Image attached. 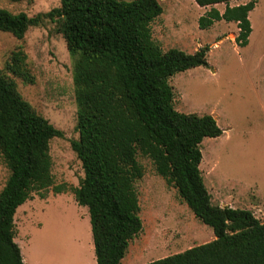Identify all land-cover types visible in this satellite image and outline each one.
I'll list each match as a JSON object with an SVG mask.
<instances>
[{
	"label": "trees",
	"instance_id": "1",
	"mask_svg": "<svg viewBox=\"0 0 264 264\" xmlns=\"http://www.w3.org/2000/svg\"><path fill=\"white\" fill-rule=\"evenodd\" d=\"M200 6L225 3L199 19L206 29L216 21H235L237 42L245 46L253 31L250 12L257 0H195ZM164 12L160 0H61L50 11L29 15L0 7V31L22 39L34 26L57 24L73 60L79 139L72 147L82 161L78 186L56 184L51 141L64 132L39 114L0 69V153L11 173L0 191V264H25L15 240L20 205L72 190L90 212L97 264H121L131 241L142 231L136 181L139 161L151 158L158 174L173 184L195 215L211 226L212 241L145 264H264V222L250 209L212 201L200 168L201 144L223 134L213 114L185 113L175 107L170 79L193 67H209L205 46L194 53L164 50L152 22ZM7 69L34 82L24 50L13 51Z\"/></svg>",
	"mask_w": 264,
	"mask_h": 264
},
{
	"label": "rangeland",
	"instance_id": "2",
	"mask_svg": "<svg viewBox=\"0 0 264 264\" xmlns=\"http://www.w3.org/2000/svg\"><path fill=\"white\" fill-rule=\"evenodd\" d=\"M248 1L234 0L231 5ZM160 2L164 12L151 27L164 50L177 47L194 53L209 47V67L178 72L170 83L176 109L213 114L223 129L221 136L207 137L201 144L200 168L212 201L250 209L264 222V0H257L250 12L253 31L245 46L237 42L240 28L235 21L220 20L206 29L200 27L202 15L212 8L224 12L225 3L202 7L195 0ZM60 5L61 0H0V7L31 16ZM19 49L27 54L34 82H25L7 69L11 54ZM0 69L16 80L23 97L39 114L64 132L63 137L51 141L55 182L78 186L84 169L72 147V141L80 137L73 60L57 24L47 21L31 27L22 39L0 31ZM139 161L144 167V176L136 181L143 229L131 241L121 264H145L215 239L213 228L158 174L153 160L140 154ZM10 173L0 153V191ZM65 193L69 197H57L47 209L36 210L33 223L42 226H23V218H18L17 236L23 240L29 230L33 233L32 242L21 243L24 252L31 253L30 263L39 264L36 257L40 256L45 264H94L89 208L85 206L82 217L73 191ZM37 196L34 193V198Z\"/></svg>",
	"mask_w": 264,
	"mask_h": 264
},
{
	"label": "crops",
	"instance_id": "3",
	"mask_svg": "<svg viewBox=\"0 0 264 264\" xmlns=\"http://www.w3.org/2000/svg\"><path fill=\"white\" fill-rule=\"evenodd\" d=\"M63 196L66 197L68 196V193H65V192H61V193H54V192H50L49 195L46 197V198H41V197H35V198H32V199H29L27 200L25 203H23L22 205H20L16 211V214H15V224L17 223V220L19 217H22V225L23 226H26V224H29V225H36L37 223H33V220L32 217L34 216V213L36 212V210H45L47 209V207L49 206L50 202L53 200V199H56L57 197H61ZM69 197V196H68ZM73 201V199H72ZM74 202V201H73ZM79 205V204H78ZM79 207H81V212H82V217L85 216V211L86 208L85 206H81L79 205ZM89 213V212H88ZM87 215V214H86ZM38 226H42V223H38L37 224ZM85 225V223H84ZM88 233L91 232V228L89 227L88 225ZM89 228H90V231H89ZM90 237H91V233H90ZM23 240L25 241V243L29 244L30 242H32V239H33V233L30 232V230L28 231V233H26L25 236L22 237ZM15 240L19 243V245L21 246V249H22V253H23V256H24V261H25V264H33V263H30L29 262V258H28V255H30L29 253L26 254L24 252V247L23 245L21 244L22 243V239H21V236H17L16 234V238ZM23 241V242H24ZM92 244V247H93V241L91 242ZM95 249L92 248V252L94 251ZM94 255V264H97V260H96V254H93ZM36 260L39 262V264H45L44 260L43 259H40V256L36 257Z\"/></svg>",
	"mask_w": 264,
	"mask_h": 264
}]
</instances>
